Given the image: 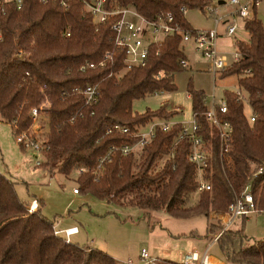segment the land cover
Here are the masks:
<instances>
[{
  "label": "trees",
  "instance_id": "16d2710c",
  "mask_svg": "<svg viewBox=\"0 0 264 264\" xmlns=\"http://www.w3.org/2000/svg\"><path fill=\"white\" fill-rule=\"evenodd\" d=\"M82 1L70 0L62 7L52 1L22 0L20 9L8 4L0 17V119L15 136L30 126L31 109L46 104V148L37 166L66 177L84 168L76 176L78 193L106 203L163 211L179 219L203 216L209 242L222 229L218 219L209 218L210 211H225L248 178H252L257 212L264 211V26L255 14L256 6L252 16L243 20L248 38L235 41L238 59L221 72L239 76L254 121L244 115L242 96L224 91L227 112L223 116L232 125V151L224 160L216 131L205 119V93L194 87L191 77L186 84L198 134L211 142V162L204 171L211 188L198 191L196 166L188 159L191 142L186 138L174 144L180 122L166 131L157 126L153 138L128 155L111 148L136 139L106 133L114 124L132 129L178 113L167 104L137 113L132 102L176 90L174 74L185 69L180 61L187 58L180 36H166L159 46L152 44L144 66L123 69L125 51L115 47L110 23L97 25L83 11ZM107 2L133 7L148 18L171 11L184 29L194 33L198 29L190 25L181 7L203 11L210 0ZM107 52L112 58L103 67L81 70L83 64L98 62ZM94 84L98 99L86 103L77 90ZM259 169L262 172L252 177ZM28 207L18 196L15 182L0 173V264H117L114 257L92 246L65 242L41 206L31 212ZM240 219L238 227L224 230L212 243L216 254L226 264H264V237L247 242L246 217ZM163 264L179 262L164 259Z\"/></svg>",
  "mask_w": 264,
  "mask_h": 264
},
{
  "label": "rangeland",
  "instance_id": "374dc122",
  "mask_svg": "<svg viewBox=\"0 0 264 264\" xmlns=\"http://www.w3.org/2000/svg\"><path fill=\"white\" fill-rule=\"evenodd\" d=\"M219 3L211 0L209 6L214 9L208 13L197 8L186 10L185 17L194 29L209 30L216 28L221 34L217 37L215 48L218 54L226 56L229 64L235 60V40L246 39L247 33L241 18L235 17L238 25L236 33L229 37L225 31L228 24L222 22L225 16L231 18L233 7L226 1ZM255 14L264 26V0L257 4ZM215 18L219 19L215 26ZM181 48L186 54L188 65L181 72L174 74L175 91H161L132 102V110L143 113L147 109L155 110L167 104L168 108L178 111L171 122H180L190 126L193 120L191 101L187 95L186 84L191 77L194 87L205 93V103L209 104L213 92L219 101L224 91H238L242 95L244 115L249 118L252 109L247 102L246 92L239 86L236 74L221 75L208 71L210 59L196 50L192 41H182ZM43 162V156L33 150L24 149L17 142L9 124L0 119V173L5 174L15 182V189L22 201L30 204L40 200L41 212L51 220L55 228H65L77 225L79 233L72 236V242L79 245H89L114 257L117 264L127 259L136 260L141 248L147 249L151 256L158 258L159 264L164 259L180 261L187 251L203 252L207 246L208 236H204L206 220L203 216L189 219L173 218L163 211H147L138 207L106 203L88 193L74 194L77 187V170L70 176L54 171L49 173L36 165ZM258 213L252 214L245 224L248 237L260 231V222H256ZM241 222L237 218L232 227H238ZM190 233H192L190 235ZM260 236V235H256ZM217 256L215 246L208 251Z\"/></svg>",
  "mask_w": 264,
  "mask_h": 264
},
{
  "label": "built area",
  "instance_id": "2783aa9c",
  "mask_svg": "<svg viewBox=\"0 0 264 264\" xmlns=\"http://www.w3.org/2000/svg\"><path fill=\"white\" fill-rule=\"evenodd\" d=\"M43 3L57 2L60 6L65 7L70 0H40ZM233 10L228 13L229 15L238 16L240 18H248L253 14V7L261 0H226ZM22 0H0V17L4 14L5 6L8 4L14 5L17 9L22 6ZM83 11L90 14L97 25L110 23L114 31V44L118 49H124V57L122 62L123 69H128L133 66H144L146 64L149 47L154 44L159 46L166 36L178 35L181 41H193L196 50L200 51L202 55L210 59L208 71L212 74L222 72L230 64L223 54H218L215 43L218 37L216 28L209 30H197L194 33L184 29L178 23L171 11H162L157 13L153 18H148L139 13L133 7H122L117 3H109L107 0H83ZM208 13H213L214 9L207 5L205 7ZM185 13L186 9L181 7ZM219 19L215 18V26L218 24ZM237 28L235 21L229 23L226 27V36L233 35ZM1 36V34H0ZM235 60L238 59V54L235 53ZM112 54L107 52L98 62H86L81 66V70L103 67L107 61L111 60ZM234 60V61H235ZM180 63L186 67L187 60H181ZM78 93L85 97L86 103H95L98 99V86L87 85ZM237 93L241 95L240 92ZM46 104L43 103L38 107H33L30 112L31 124L28 129L20 131L15 134L17 142L24 149L33 150L42 155L43 150L46 148V134H47V113L45 111ZM227 112L226 101L222 97L219 101L215 99L212 92L210 94V102L206 104L204 112L205 119L209 125L216 131V136L219 143V152L221 159L227 157V153L232 151V125L223 114ZM249 122L254 121V116L248 118ZM174 122L164 119L153 118L144 125H134L131 129L129 126L114 124L107 127L106 133H118L122 135H130L136 140L132 144H123L120 147H112L111 151L119 150L122 154L128 155L146 143H148L154 136V130L157 126L162 130H168ZM188 139L191 142V148L188 154V159L196 166L197 171V190H209L210 183L204 178V171L210 166L211 162V142L204 140L198 134V124L193 115V120L190 126L181 123V130L175 138L174 144L182 139ZM106 157L99 160L98 168ZM41 161L37 160L36 165H40ZM84 171V168L77 170V173ZM262 170H258L252 174L256 177ZM97 180V177L95 178ZM253 182L252 178H248L243 189L240 193L236 194L234 200L229 203L225 211L211 210L209 218L218 219L222 225L220 232L213 234V240L208 243L205 251L200 254L196 250L187 251L183 254L179 264H225L224 260L218 259L217 256L210 254L209 248L216 238L224 230L232 227L237 218L242 216L247 217L255 212V202L252 194ZM74 193H78L77 188H73ZM38 206L37 201L33 200L28 207L31 212ZM78 231L77 226L65 227L62 229L55 228L56 234H63L65 242H69L70 236ZM122 264H159L157 258L150 255L145 248H141L139 256L136 260L127 259Z\"/></svg>",
  "mask_w": 264,
  "mask_h": 264
},
{
  "label": "crops",
  "instance_id": "0c3cea01",
  "mask_svg": "<svg viewBox=\"0 0 264 264\" xmlns=\"http://www.w3.org/2000/svg\"><path fill=\"white\" fill-rule=\"evenodd\" d=\"M211 1V0H210ZM218 2L219 3H224L223 1H221V0H218ZM210 4V3H209ZM256 8H257V6H256ZM186 13V12H185ZM235 17L236 16H234V15H232L231 16V18L229 19V17H227V16H225V19H223L222 20V22H224V23H226V24H229V23H231V22H233V21H235L234 19H235ZM236 18H240V17H236ZM242 19V21L244 20L243 18H241ZM237 24V23H236ZM238 25H237V28H236V30L234 31V33H233V35L236 33V31L238 30ZM226 32V31H225ZM246 32V31H245ZM221 34H219L218 33V36H220ZM233 35H231V36H233ZM231 36H229V37H231ZM248 38V36L246 37V39ZM246 39H237V40H246ZM236 41V40H235ZM193 42V41H192ZM234 45H235V43H234ZM186 60L188 61V59L186 58ZM188 64V63H187ZM74 194H76V193H74ZM40 202V200H37V203H39ZM41 206V205H40ZM256 213H258V215H257V219H256V222H260V228H261V230L260 231H258V230H256L257 232H255V234H252V232H250L251 233V236H248V237H250L252 240H256V239H260V238H263L264 237V211H262V212H255V213H253V214H256ZM252 215V214H251ZM250 216V215H249ZM249 216H247L246 217V221H245V223H247V221L249 220ZM72 226H77V225H72ZM69 227H71V226H69ZM77 228H78V226H77ZM59 229V228H58ZM245 235L247 236V230H246V224H245ZM79 233V228H78V231L76 232V233H74V234H72L71 236H70V239L72 240V236H74V235H76V234H78ZM256 235H260V236H256ZM209 242V241H208ZM207 246H208V244H207ZM207 246L205 247V249L207 248ZM211 247V246H210ZM205 249L203 250V252L205 251ZM210 249V248H209ZM195 250V249H194ZM196 251H198V250H196ZM199 252V251H198ZM202 252V253H203ZM200 253V252H199ZM202 253H200V254H202ZM158 259V258H157ZM219 259V258H218ZM168 260V259H167ZM223 261V260H222ZM178 262V261H177ZM225 264H226V262H224Z\"/></svg>",
  "mask_w": 264,
  "mask_h": 264
}]
</instances>
